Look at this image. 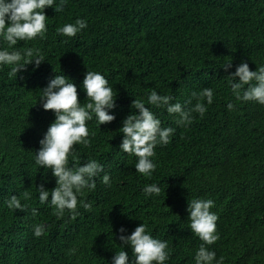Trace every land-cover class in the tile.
<instances>
[{
  "label": "trees",
  "instance_id": "1",
  "mask_svg": "<svg viewBox=\"0 0 264 264\" xmlns=\"http://www.w3.org/2000/svg\"><path fill=\"white\" fill-rule=\"evenodd\" d=\"M44 12L45 38L17 47L38 48L46 61L35 70L27 65L16 78L9 67L0 69V264H111L119 229L130 235L140 223L168 241L166 264H195L203 243L189 227L187 205L195 198L214 201L219 239L208 247L217 259L264 264V105L235 100L226 77L241 61L252 71L264 64V0H67L63 12ZM77 18L86 19L85 29L71 38L57 34ZM0 46L7 47L3 41ZM230 61L225 72L221 66ZM86 70L101 72L113 86L116 118L98 126L94 117L87 122L90 143L74 146L79 163L94 158L104 166L95 190L79 197L92 209L58 217L54 206L38 200L36 187L44 183L51 190L55 178L38 168L34 156L55 117L35 103L60 73L86 103L80 87ZM154 87L171 94L173 103L204 87L213 89L214 99L203 117L193 113L187 127L177 126L165 109H153L175 134L169 144L157 145V168L145 177L135 171L137 158L119 151L118 129L133 99ZM76 163L69 159L70 166ZM104 173L110 186L101 181ZM151 183L161 187L158 196L143 194ZM10 195L28 208L10 210ZM37 223L46 226L38 238ZM124 250L134 260L131 249Z\"/></svg>",
  "mask_w": 264,
  "mask_h": 264
},
{
  "label": "clouds",
  "instance_id": "2",
  "mask_svg": "<svg viewBox=\"0 0 264 264\" xmlns=\"http://www.w3.org/2000/svg\"><path fill=\"white\" fill-rule=\"evenodd\" d=\"M66 4L67 0H0V41L7 45L0 46V69L9 67L10 75L16 78L18 72L26 70L27 65L32 64L35 70L45 62L40 49L27 47L21 50L17 44L37 37L44 39L49 22L44 9L52 8L60 13ZM86 27V19L77 18L74 22L58 27L56 32L71 38ZM221 68L228 72L232 62L223 64ZM226 77L235 100L264 105V64L252 71L248 63L241 61L235 71ZM80 87L86 93V103L79 102L75 83L61 73L55 74L47 86L39 91L40 96L35 103L39 101L44 110H52L55 117L40 139V147L34 156L38 168L51 170L55 178V187L51 190L46 189L44 183L36 187L38 200L41 204L47 202L54 206L58 217L63 216L66 210L73 217L79 215L78 207L92 209L91 202L79 197L84 196L85 191L95 190V178L104 171V166L94 158L79 163L80 158L74 146H87L90 143L87 122L94 117L98 126L111 123L116 118L113 112L116 92L105 75L86 70ZM213 99L214 91L209 87L192 92L183 103H173L174 97L171 94H160L155 87L148 88L146 97L133 99L130 113L121 121L122 127L118 129L122 134L119 151L135 156V171L151 177L157 168L154 160L157 145L169 144L175 134L174 128L162 126L161 119L153 109H165L169 115H174L177 126L187 127L193 122V113L203 117L207 105H211ZM234 107L232 102L227 104L229 110ZM70 158L77 163L70 166ZM100 178L102 183L110 186L109 174L104 173ZM142 192L145 196H158L161 187L156 183L147 184ZM24 196L30 198L27 192ZM5 204L13 211L23 212L28 208L17 195H10ZM213 207L212 199L195 198L188 201L189 227L203 241L195 252V264H223V257L217 259L216 253L208 247L219 239L216 231L218 215L211 211ZM37 212L36 208L31 209L32 216L35 217ZM45 232L44 224L34 225L35 237H41ZM119 232L120 245L114 251L111 264H166L169 260L171 249L168 241L153 237L147 224L140 223L130 235L125 234L126 229L123 227ZM125 247L131 249L134 260H129ZM72 251L75 252V249Z\"/></svg>",
  "mask_w": 264,
  "mask_h": 264
}]
</instances>
